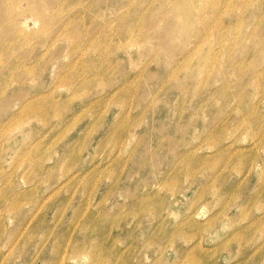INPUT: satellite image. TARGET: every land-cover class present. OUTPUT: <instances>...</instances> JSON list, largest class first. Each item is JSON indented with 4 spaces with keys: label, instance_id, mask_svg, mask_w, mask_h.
<instances>
[{
    "label": "rangeland",
    "instance_id": "1",
    "mask_svg": "<svg viewBox=\"0 0 264 264\" xmlns=\"http://www.w3.org/2000/svg\"><path fill=\"white\" fill-rule=\"evenodd\" d=\"M9 1L0 264H264V0Z\"/></svg>",
    "mask_w": 264,
    "mask_h": 264
},
{
    "label": "bare ground",
    "instance_id": "2",
    "mask_svg": "<svg viewBox=\"0 0 264 264\" xmlns=\"http://www.w3.org/2000/svg\"><path fill=\"white\" fill-rule=\"evenodd\" d=\"M9 1V0H8ZM10 2V1H9ZM13 2V1H12ZM15 2V1H14ZM22 2V1H21ZM67 2V1H66ZM214 2V1H213ZM31 3V2H30ZM13 4V3H12ZM18 4V3H17ZM57 4V3H56ZM66 4V3H65ZM16 5V4H15ZM20 5V4H19ZM214 5L215 6H221L222 7V9H221V11L223 10V11H228V10H231L232 8H229L228 9V6H229V2H227V1H224V0H216L215 2H214ZM13 6V5H12ZM20 6H22V4L20 5ZM38 6V5H37ZM60 6V5H59ZM14 7V6H13ZM19 7V6H18ZM62 7V6H61ZM86 7H88V6H86ZM12 8V7H11ZM10 8V12H13L12 11V9ZM20 8V7H19ZM22 8V7H21ZM41 8H42V6H41ZM70 8V7H69ZM31 9V8H30ZM44 9V8H43ZM20 10V9H19ZM50 10V9H49ZM8 11H9V9H8ZM33 11H35V10H33ZM37 12V11H36ZM53 12V11H52ZM55 12V11H54ZM15 13V12H14ZM9 14V13H8ZM45 14V13H44ZM44 14H42V13H38L37 14V16H39L40 15V17H42L41 19H42V21L44 22L43 24V29L45 30L46 28H48V26L49 25H51L50 23H49V19H48V17L47 16H44ZM46 14H48V13H46ZM9 16V15H8ZM10 16H11V13H10ZM16 16V15H15ZM26 17H27V15H25ZM49 16V15H48ZM50 16H51V14H50ZM29 17H32L31 15L29 16ZM53 17V16H52ZM18 18V17H17ZM28 18V17H27ZM35 18V17H34ZM33 18V19H34ZM23 19H24V17H23ZM30 19H32V18H30ZM199 19V18H198ZM18 20V19H17ZM28 20H29V18H28ZM28 20H27V22H28ZM50 20H51V18H50ZM31 20H29V22H30ZM53 21V20H52ZM59 21V20H58ZM18 22H20L21 23V21H19L18 20ZM17 22V23H18ZM32 22V21H31ZM51 22V21H50ZM60 22V21H59ZM40 23V22H39ZM26 24H28V23H26ZM31 23H29V25H30ZM41 24V23H40ZM52 25H53V23H52ZM19 26V25H18ZM28 26V25H27ZM32 26H33V22H32ZM41 26H42V24H41ZM63 26V25H62ZM40 29H42V28H40ZM50 29H52V28H50ZM210 29H211V27H210ZM30 30V29H29ZM47 30H49V29H47ZM33 31V30H32ZM41 31V30H40ZM39 31V32H40ZM209 31V30H208ZM207 31V32H208ZM23 32V31H22ZM44 32H46V30L44 31ZM132 33V32H131ZM22 35H23V33H21ZM30 34V33H29ZM21 35V36H22ZM28 35V34H27ZM203 36V35H202ZM205 36H206V38H207V35L205 34ZM29 37H30V35H29ZM25 38V37H24ZM31 38V37H30ZM25 39H27V38H25ZM29 40V39H28ZM38 109V108H37Z\"/></svg>",
    "mask_w": 264,
    "mask_h": 264
}]
</instances>
